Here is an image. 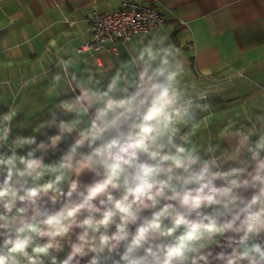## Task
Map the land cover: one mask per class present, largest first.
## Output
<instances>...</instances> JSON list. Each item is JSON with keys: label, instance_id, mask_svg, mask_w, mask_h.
Returning <instances> with one entry per match:
<instances>
[{"label": "clouds", "instance_id": "obj_1", "mask_svg": "<svg viewBox=\"0 0 264 264\" xmlns=\"http://www.w3.org/2000/svg\"><path fill=\"white\" fill-rule=\"evenodd\" d=\"M64 23L83 43L50 38L21 85H45L42 118L0 113V264H264V90L210 131L167 36L113 61Z\"/></svg>", "mask_w": 264, "mask_h": 264}, {"label": "crops", "instance_id": "obj_2", "mask_svg": "<svg viewBox=\"0 0 264 264\" xmlns=\"http://www.w3.org/2000/svg\"><path fill=\"white\" fill-rule=\"evenodd\" d=\"M122 1H137L160 12L162 23L131 41L160 32L181 49L185 78L210 90L212 107L204 114L208 130L215 132L226 112L251 107L264 90V0H0V113L15 98L21 109L15 128L42 118L51 103L44 97L43 83L21 89L33 76L42 79L40 54L46 42L55 37L61 45L83 43L65 18L87 21L92 13L114 10ZM87 36L89 42V32ZM127 45L118 43L98 55L115 61L127 55ZM56 131L52 128L48 135Z\"/></svg>", "mask_w": 264, "mask_h": 264}, {"label": "built area", "instance_id": "obj_3", "mask_svg": "<svg viewBox=\"0 0 264 264\" xmlns=\"http://www.w3.org/2000/svg\"><path fill=\"white\" fill-rule=\"evenodd\" d=\"M162 23L159 11L137 1H122L114 10L104 13H92L87 19V27H95L97 31H89L93 46L100 41H108L103 49L114 50L118 43L128 42L133 37L144 33ZM101 33L99 40L97 34Z\"/></svg>", "mask_w": 264, "mask_h": 264}]
</instances>
